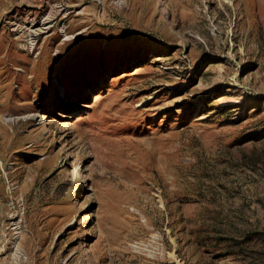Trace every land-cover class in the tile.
I'll list each match as a JSON object with an SVG mask.
<instances>
[{
    "label": "rangeland",
    "instance_id": "1",
    "mask_svg": "<svg viewBox=\"0 0 264 264\" xmlns=\"http://www.w3.org/2000/svg\"><path fill=\"white\" fill-rule=\"evenodd\" d=\"M0 264H264V0H0Z\"/></svg>",
    "mask_w": 264,
    "mask_h": 264
}]
</instances>
